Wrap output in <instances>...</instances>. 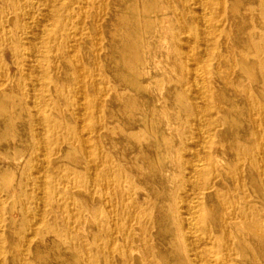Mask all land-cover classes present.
Returning a JSON list of instances; mask_svg holds the SVG:
<instances>
[{
    "label": "bare ground",
    "instance_id": "6f19581e",
    "mask_svg": "<svg viewBox=\"0 0 264 264\" xmlns=\"http://www.w3.org/2000/svg\"><path fill=\"white\" fill-rule=\"evenodd\" d=\"M247 2L264 23V0ZM241 4L0 0V264H97L88 247L100 264H264V27L230 49ZM107 61L123 88L115 111L102 107ZM73 191L84 225L65 217Z\"/></svg>",
    "mask_w": 264,
    "mask_h": 264
},
{
    "label": "rangeland",
    "instance_id": "374dc122",
    "mask_svg": "<svg viewBox=\"0 0 264 264\" xmlns=\"http://www.w3.org/2000/svg\"><path fill=\"white\" fill-rule=\"evenodd\" d=\"M243 1V4H241L239 6V10L241 12V16L245 19H247L246 22L244 23H241L242 21H238L236 23V26L233 25L232 27H234L232 29V35H233V40L231 41L230 43V49H234V50H240L241 49V43L240 41L242 40L241 37H242V33L246 30H249V29H252V28H256V29H262V27H264V23L260 22L255 15H245L243 14V11H244V8L245 6H247V4L249 3V5H252V3L250 2H247V0H242ZM227 21H231L230 20V17H226ZM239 20V19H238ZM245 21V20H244ZM232 23V21H231ZM230 63H232V61L228 62L226 65H222L220 66V75L218 76L222 81L223 79H226L227 77H229L231 74L233 75L234 73L237 72V64H234V69H231L230 67ZM104 67H105V73L106 75L108 76V82H109V88H108V91H109V97H107V100H109V102H103L102 104V107L105 108L107 104H110L113 106V110L115 111L116 108H117V103L115 102V93L116 92H119L121 91L123 88L121 86V83L118 81V79L116 78L115 76V68L113 66V63L112 61H107V62H104ZM220 80V82H222ZM234 80H235V77H234ZM219 81V80H218ZM154 93H156V91L154 90ZM88 94L92 95L93 92L92 91H89ZM231 96H232V92L231 90L229 89H225L224 90V97H223V101L221 100L222 102V105H225L226 107V110H228V113L229 115H231V112L232 110H230V105L231 103L228 101L231 99ZM237 101L240 102L241 98L238 97L236 99ZM75 118V117H74ZM74 118L70 121L71 124H74L75 123V120ZM231 118V117H230ZM239 119V118H238ZM239 123H238V127H239V130L241 131V128L240 127H243L245 124L242 123V119H239ZM106 122V125L107 126H114L116 124V119H113L112 121H105ZM233 141L235 142H243V138L242 136H236V137H233ZM107 141H115V137L114 136H111L109 135L107 137ZM121 145H119L120 147ZM226 149L229 147V146H225ZM234 147V145H233ZM131 152L127 151V155H130ZM78 158L81 157V153H79L77 155ZM224 160H228V157H225ZM143 169H145V167H143ZM29 194L31 195L30 197H35V193H31L29 192ZM80 194L83 195L84 192L83 191H80ZM110 195V194H109ZM71 196L73 197V202L71 203H67L66 206L64 207V212H65V217L69 220H72L71 218L75 217L76 214H80L79 215V221L76 222V224H81V225H84V223L86 222L87 220V209L84 205V202L81 200L80 196L75 192L73 191L71 193ZM141 197V196H140ZM87 198V197H86ZM89 199H87L90 203V207L92 208H96L99 206L100 202L99 201H95V199H92L90 197H88ZM85 201V200H84ZM9 203H10V198H6V197H3V204H2V214H3V217L2 219H6V214H7V209L9 207ZM118 207V203L116 201V199L114 198L113 200L111 199V202H110V208H111V214L113 216V218H115V220H117V216L116 214L114 213V209ZM53 210V209H52ZM28 211L30 212V215H32V218L33 216H35V212H36V207L35 205H30L28 206ZM45 211L46 213L48 214L50 212V205L48 202L45 203ZM105 213L104 210L101 209L100 211V217H101V222L103 220V214ZM32 218H30L32 220ZM4 224V223H2ZM63 229H65L63 227ZM91 231L92 232H96L97 231V223H94L92 225V228H91ZM240 235H241V238H242V243L245 245L246 247V253H249L251 254V256L254 257V259L256 258V255H257V252L254 248V246L252 245L251 243V236L247 233H242V232H239ZM84 240L87 241V237L86 236H83ZM100 238V241L105 239V235H102L100 234L99 236ZM232 238V237H231ZM10 239V236L9 235H2V237L0 238V248L2 251H4L6 249V242L9 241ZM17 240L14 241V243H16ZM115 243H120V240L116 237L115 238ZM58 244L63 247V252H64V247L66 246L67 242L64 240V239H60L58 241ZM73 249V248H72ZM89 252L93 253L92 254V257L93 259L95 260V262L97 264H100L101 262V257L97 255V252H96V249L95 248H87ZM75 251H77V253L79 254L80 252H82V248L81 246H78L76 245L75 248L73 249ZM74 252V251H73ZM104 256L107 255V252H104L103 253ZM95 255V256H94ZM235 255L239 256V251L236 250L235 252ZM17 256V255H16ZM112 261L114 264H117V256L115 254L112 255Z\"/></svg>",
    "mask_w": 264,
    "mask_h": 264
}]
</instances>
